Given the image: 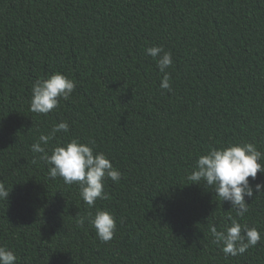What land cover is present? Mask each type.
Masks as SVG:
<instances>
[{
	"label": "trees",
	"instance_id": "1",
	"mask_svg": "<svg viewBox=\"0 0 264 264\" xmlns=\"http://www.w3.org/2000/svg\"><path fill=\"white\" fill-rule=\"evenodd\" d=\"M152 46L172 54L171 91ZM55 73L74 92L32 112V85ZM62 120L49 155L94 142L121 173L93 207L31 151ZM243 143L264 153V0H0V247L16 264H264V192L239 217L187 179L211 148ZM98 210L116 220L107 243L79 223ZM229 217L261 234L242 255L213 243Z\"/></svg>",
	"mask_w": 264,
	"mask_h": 264
},
{
	"label": "clouds",
	"instance_id": "2",
	"mask_svg": "<svg viewBox=\"0 0 264 264\" xmlns=\"http://www.w3.org/2000/svg\"><path fill=\"white\" fill-rule=\"evenodd\" d=\"M146 54L157 61V67L163 73L161 89L171 91V76L166 71L172 64L171 52H166L160 46L146 49ZM75 89V83L61 73H55L47 79H40L32 85L30 110L37 114H49L59 106L60 100H67ZM69 123L62 120L53 125L48 134H41L39 140L31 145V151L40 154L47 165L49 178L60 177L66 185L76 184L85 204L93 207L98 199L107 198L104 192L106 179L119 182L121 173L102 152H95L93 143H81L71 139L66 144L57 145L48 154L44 146L49 144L57 133H67ZM264 153L257 150L253 143L234 144L224 148H211L206 154L196 160L195 167L187 179L192 183H204L216 193L222 202L231 204L237 210V216L243 217L248 203L245 197H253L255 193L264 192V184L257 183L255 188L249 182V177L255 180L258 172L264 173ZM9 191L0 182V200L8 199ZM89 224L96 231L101 242L112 240L116 230L115 217L104 210H98L94 217L81 218L79 223ZM231 224L218 231L216 226L210 228L213 243L221 247L228 256L244 254L261 240V234L256 228L242 225L238 220L229 217ZM15 253L5 247H0V264H16Z\"/></svg>",
	"mask_w": 264,
	"mask_h": 264
}]
</instances>
